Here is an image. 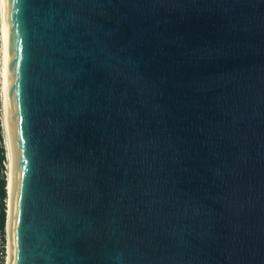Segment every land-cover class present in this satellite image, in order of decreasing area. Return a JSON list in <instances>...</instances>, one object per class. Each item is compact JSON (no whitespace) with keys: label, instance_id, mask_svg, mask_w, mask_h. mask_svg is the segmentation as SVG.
I'll use <instances>...</instances> for the list:
<instances>
[{"label":"water","instance_id":"95a60500","mask_svg":"<svg viewBox=\"0 0 264 264\" xmlns=\"http://www.w3.org/2000/svg\"><path fill=\"white\" fill-rule=\"evenodd\" d=\"M10 264H264V0H7Z\"/></svg>","mask_w":264,"mask_h":264},{"label":"bare ground","instance_id":"6f19581e","mask_svg":"<svg viewBox=\"0 0 264 264\" xmlns=\"http://www.w3.org/2000/svg\"><path fill=\"white\" fill-rule=\"evenodd\" d=\"M0 17H1V91H2V108L4 114V126H5V143L7 151V159L9 161V173L7 178V190H8V216H7V233L9 240V256L8 263H11L10 258V239H11V215H12V198H13V148L11 140V131L9 123V107H10V79H9V32H8V16H7V0H0Z\"/></svg>","mask_w":264,"mask_h":264},{"label":"trees","instance_id":"16d2710c","mask_svg":"<svg viewBox=\"0 0 264 264\" xmlns=\"http://www.w3.org/2000/svg\"><path fill=\"white\" fill-rule=\"evenodd\" d=\"M1 67V66H0ZM1 109V106H0ZM0 115H1V110H0ZM1 121V119H0ZM3 142V134L2 132H0V172L4 169V162L6 160L7 157V151L5 152V148L2 145ZM7 181L4 177L0 178V236L2 239V245H3V250L2 252L5 250V232H6V226H7V216H8V212H7V208H6V197H7ZM4 253V252H3Z\"/></svg>","mask_w":264,"mask_h":264},{"label":"rangeland","instance_id":"374dc122","mask_svg":"<svg viewBox=\"0 0 264 264\" xmlns=\"http://www.w3.org/2000/svg\"><path fill=\"white\" fill-rule=\"evenodd\" d=\"M1 19V17H0ZM0 28H1V20H0ZM0 36H1V31H0ZM1 38V37H0ZM0 53H1V39H0ZM1 55H0V106H1V115H0V132H2L3 134V142H2V145L4 146L5 148V152H6V143H5V126H4V114H3V108H2V100H3V96H2V91H1V68H2V62H1ZM9 161L6 157V160L4 162V169L0 172V178L4 177L7 181V178H8V173H9ZM6 189H7V186H6ZM5 204H6V208H7V212H8V191H7V197H6V200H5ZM0 214H1V211H0ZM5 246H7L9 244V240H8V233H7V229H6V232H5ZM3 245H2V239H1V236H0V253L1 251L3 250ZM2 262V259H1V254H0V264Z\"/></svg>","mask_w":264,"mask_h":264},{"label":"built area","instance_id":"2783aa9c","mask_svg":"<svg viewBox=\"0 0 264 264\" xmlns=\"http://www.w3.org/2000/svg\"><path fill=\"white\" fill-rule=\"evenodd\" d=\"M5 247V250L2 252L1 251V259H2V262H1V264H7L8 263V256H9V245H7V246H4Z\"/></svg>","mask_w":264,"mask_h":264}]
</instances>
